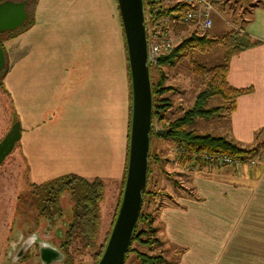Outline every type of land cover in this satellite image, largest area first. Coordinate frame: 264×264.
<instances>
[{
    "label": "rangeland",
    "instance_id": "rangeland-1",
    "mask_svg": "<svg viewBox=\"0 0 264 264\" xmlns=\"http://www.w3.org/2000/svg\"><path fill=\"white\" fill-rule=\"evenodd\" d=\"M35 1L29 0L27 11L29 16L40 17L41 26L35 28L33 23L31 30V26L22 30L26 21L22 27L0 34L6 52L0 72V142L16 121L21 124V138L0 164V264H46L39 255L41 243L62 252L49 264H66L61 244L74 204L71 194L61 195L62 214L51 220L39 215L34 205V184L70 173L89 180L101 178L104 198L99 243L111 232L121 200L130 84L118 0H85L83 6L82 0ZM249 8L247 0L226 2L223 18L216 17L209 33L221 35L235 27L242 30L251 16ZM192 56L198 63L217 65L225 61L226 49L216 46L206 52L195 50ZM161 74L165 84L174 87L165 96L172 101L166 115L175 118L192 105L203 87L201 78L192 72L190 56L174 66L155 67V83L161 80ZM217 103L214 99L210 105ZM228 124L226 117L200 119L195 128L221 135L229 130ZM162 125L156 120L154 131ZM151 152L149 192L143 209L153 215L155 236L163 243L150 250L146 243L136 241L133 249L162 251L168 264H185L186 249L170 241L166 228L170 214L165 208L175 206L189 193L196 196L192 181L216 166L194 168L192 162L182 163L177 144L155 133ZM146 228L148 225L141 223L140 230ZM146 239L144 235L142 240ZM70 252L75 264H94L89 252L77 253L73 247ZM125 264H140L135 251Z\"/></svg>",
    "mask_w": 264,
    "mask_h": 264
},
{
    "label": "crops",
    "instance_id": "crops-1",
    "mask_svg": "<svg viewBox=\"0 0 264 264\" xmlns=\"http://www.w3.org/2000/svg\"><path fill=\"white\" fill-rule=\"evenodd\" d=\"M247 1L251 16L242 31L253 44L231 57L227 78L236 88L253 90L238 97L226 117L229 130L220 134L241 146L260 143L254 156L261 158L252 166H216L200 173L191 185L197 195L189 193L165 208L170 241L186 249L185 264H264V0Z\"/></svg>",
    "mask_w": 264,
    "mask_h": 264
},
{
    "label": "trees",
    "instance_id": "trees-1",
    "mask_svg": "<svg viewBox=\"0 0 264 264\" xmlns=\"http://www.w3.org/2000/svg\"><path fill=\"white\" fill-rule=\"evenodd\" d=\"M35 2H37V0ZM34 22L35 17L33 15L28 16V20L22 27V30L31 26ZM18 32L12 33L10 36L12 37ZM209 32L210 31L203 35L194 34L188 36L175 47L173 51L162 56L156 66L157 68H161L165 65L174 66L176 63L183 60L184 57L190 56L192 72L201 78L203 87L188 109H182L181 114L175 118L168 117L166 111L168 108L172 107V101L171 98L165 96V94L172 92L174 87L165 84L164 74L160 75L161 80L159 82L155 83L152 79L154 97L153 128L157 120L163 123L161 129L165 130L163 134L157 133L158 129L156 132L153 130V134L155 133L166 139L173 140L180 151H185V153L180 156V161L182 163L192 162L194 168L198 165L201 168L213 166L209 161L202 160L200 156L197 158L194 156L201 154V152H224L245 160L254 157L260 145V143H257L252 147H243L227 136L217 135L211 132L202 133L195 128L200 119L210 120L217 117H229L236 108L238 97L253 90L252 87L236 88L229 83L227 78L231 57L253 44L250 42L248 35L240 28H232L221 35H211ZM124 43L126 50L125 57L127 60V76L130 84V115L128 122L126 162L120 183V198L122 196L127 172L132 105L130 67L126 41ZM0 44H2L1 39ZM216 46H223L226 49V57L223 63L207 66L193 60V51L206 52ZM153 69L154 67L151 66L152 72ZM214 99H218V103L210 105V102ZM152 160L151 152L149 159V175L151 172L150 163ZM64 192H69L71 194L74 203L69 215V223L63 234L64 240L61 244L62 250L66 255L65 263L75 264V257L70 252V248L73 247L77 253L89 252L94 258V264H97L110 234V232H108V236H106L104 242H98V233L102 219L101 203L104 198V183L102 179L98 177L89 180L79 174L70 173L47 183L34 184L32 196L34 198L35 207L39 209V215L46 216L52 220L54 215L62 214L63 209L60 206V198ZM148 192V189H146L144 201ZM141 223H146L148 228L140 230ZM152 224L153 215L151 213L146 214L142 208L136 232L127 253L125 263L127 262L129 254L135 251L140 264H168L162 251L159 253H151L133 249V244L136 241L146 243L150 250L154 249L156 245H162L163 242L155 236L156 228L152 227ZM144 235L147 236L146 241L142 240Z\"/></svg>",
    "mask_w": 264,
    "mask_h": 264
},
{
    "label": "water",
    "instance_id": "water-1",
    "mask_svg": "<svg viewBox=\"0 0 264 264\" xmlns=\"http://www.w3.org/2000/svg\"><path fill=\"white\" fill-rule=\"evenodd\" d=\"M126 41L132 88L131 123L127 172L119 207L107 243L97 264H124L133 241L148 186L149 159L153 136L151 65L148 60L147 22L144 0H118ZM28 1L0 2V34L22 27L28 20ZM6 52L0 44V72ZM163 133L164 130H158ZM21 138V124L16 121L0 142V164ZM25 248V247H24ZM22 248L18 257L24 251ZM51 250L52 252H48ZM43 261L58 255L56 249L41 243ZM54 252V253H53ZM44 254L49 260H44Z\"/></svg>",
    "mask_w": 264,
    "mask_h": 264
},
{
    "label": "built area",
    "instance_id": "built-area-1",
    "mask_svg": "<svg viewBox=\"0 0 264 264\" xmlns=\"http://www.w3.org/2000/svg\"><path fill=\"white\" fill-rule=\"evenodd\" d=\"M228 0H144L147 22L148 60L154 68L160 58L174 50L185 38L203 35L214 26L219 6ZM185 151H181V155ZM215 166L254 165L260 156L242 160L224 152L194 155Z\"/></svg>",
    "mask_w": 264,
    "mask_h": 264
},
{
    "label": "flooded vegetation",
    "instance_id": "flooded-vegetation-1",
    "mask_svg": "<svg viewBox=\"0 0 264 264\" xmlns=\"http://www.w3.org/2000/svg\"><path fill=\"white\" fill-rule=\"evenodd\" d=\"M3 1H5V0H0V2H3ZM16 1H24V0H16ZM26 1H28V4H29V0H26ZM158 130H160V129H158ZM158 130H157V133H159L158 132ZM162 130V129H161ZM164 130V129H163ZM164 132H165V130H164ZM163 132V133H164ZM163 133H159V134H163ZM159 136V135H158ZM161 136V135H160ZM56 235L58 236V237H60V234L59 233H56ZM62 236V235H61ZM37 240V239H36ZM35 240V241H36ZM44 245H45V247H47V248H56V247H54V246H50L49 244H46V243H43ZM48 252H52L51 250H49ZM58 255H56V257H54L53 259H51L49 262H45V261H43L44 263H46V264H49L50 262H52V261H54L55 259H58V258H60L61 256H62V252L60 251V249H58ZM54 253V252H53ZM40 258H41V260H43V258H42V255H41V252H40ZM44 260H49V257H48V255H45L44 254Z\"/></svg>",
    "mask_w": 264,
    "mask_h": 264
}]
</instances>
